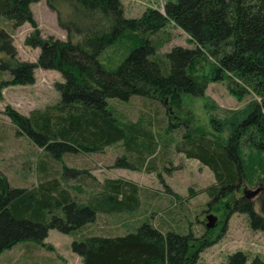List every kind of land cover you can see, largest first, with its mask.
I'll list each match as a JSON object with an SVG mask.
<instances>
[{
  "label": "trees",
  "instance_id": "obj_1",
  "mask_svg": "<svg viewBox=\"0 0 264 264\" xmlns=\"http://www.w3.org/2000/svg\"><path fill=\"white\" fill-rule=\"evenodd\" d=\"M40 1L55 13L66 41L41 38L30 11V4ZM0 18L13 29L29 24L33 31L24 43L40 49L36 64L19 62L12 37L0 29V71L10 76L0 82V100L7 86L33 84L36 67L63 78L56 85L57 103L28 116L5 109L17 134L55 161L67 154L102 153L117 143L127 148L128 156L137 157L140 166L123 156L115 168L139 171L155 157L153 120L145 121L151 131L142 119L120 123L107 109L108 99L168 100L169 107L180 110L183 94L202 97L208 84L219 81L226 82L239 102L249 94L258 98L242 109L226 111L222 119L211 116V131H185L174 151L212 172L215 183L204 193L213 202L229 199V214L247 215L252 230L264 231V204L261 216L250 200L235 198L253 176L264 184V0H169L162 12L148 8L137 19L124 18L121 0H0ZM169 24L184 32L194 48L175 47L158 55L170 37L157 42L150 38ZM113 47L124 58L115 70H108L101 56ZM210 108L215 111L216 106ZM182 114L169 116L168 131L188 122L189 114L186 119ZM61 172L62 181H74L76 192L89 189L85 200L56 178L31 188H12L0 173V255L22 242L42 245L50 230L72 234L93 224L97 214L118 215L140 206L139 187L132 182L107 179L98 184L81 170L63 166ZM201 241L190 233H162L147 219L121 236L73 241L71 251L82 264H197L207 247ZM226 264L264 260L255 257L248 263L244 253L235 252Z\"/></svg>",
  "mask_w": 264,
  "mask_h": 264
},
{
  "label": "rangeland",
  "instance_id": "obj_2",
  "mask_svg": "<svg viewBox=\"0 0 264 264\" xmlns=\"http://www.w3.org/2000/svg\"><path fill=\"white\" fill-rule=\"evenodd\" d=\"M167 1L169 0H121L124 18L137 19L148 8L162 12ZM30 11L42 39L66 41L65 31L59 28L55 13L48 9L44 1L30 4ZM0 29L12 37L19 62L37 63L40 49L28 47L24 43L25 38L33 31L29 24L13 29L9 21L0 18ZM167 36L170 41L157 52L158 55L175 47L194 48L189 37L172 24L150 39L157 42ZM120 52L119 48L113 47L102 54L101 62L106 69L115 70L118 67L124 58V53ZM9 77L8 73L0 71V82L9 80ZM62 82L60 73L36 67L33 84L7 86L1 91L0 173L12 188H31L41 180L56 178L63 187L77 194L81 193L78 197L82 200L88 197L89 189L82 188L81 192H76L73 189L77 186L74 181H62L63 166L86 172L98 184L107 179H122L139 187L140 206L138 210L118 215L97 214L93 224L72 234L65 235L50 230L42 245L22 242L4 251L0 255V264H82L81 259L71 251L73 241L89 236H121L134 231L147 219L162 233H190L195 239L202 240L207 247L199 254L197 264H226L228 256L235 252L244 253L248 263L255 257L264 260V231L252 230L247 215L229 214V199L213 202L204 193L207 187L215 183L212 172L198 161L186 159L184 155L174 151L175 144L185 131L197 127L211 131V116L222 119L226 111L242 109L252 100L258 101V98L249 94L239 102L229 93L226 82L219 81L208 84L202 97L183 94L180 110L169 107L168 100L161 102L138 96H132L126 102L106 100L107 109L120 123H134L142 119L143 127L148 128L145 121L153 120L152 131L148 129L154 136L155 157L151 161L148 159L141 170L133 171L115 168L117 160L123 156L127 157L130 164L140 166L137 157L127 155L128 150L122 143L112 145L102 153L67 154L61 161H55L26 137L17 134L15 126L5 115L6 107L28 116L33 110L53 105L60 99L56 85ZM211 105L216 106L215 111L210 108ZM181 113V118L184 119L189 114L187 124L181 123L177 129L168 131L169 116H179ZM172 122L176 124L178 121L172 119ZM151 166L154 168L152 171L146 169ZM250 180L251 184L242 183L235 198L244 197V191H255L262 187V191L250 201L255 213L263 216L261 207L264 204V184L257 182L256 176ZM208 215L216 218L214 227L210 229H206Z\"/></svg>",
  "mask_w": 264,
  "mask_h": 264
},
{
  "label": "water",
  "instance_id": "obj_3",
  "mask_svg": "<svg viewBox=\"0 0 264 264\" xmlns=\"http://www.w3.org/2000/svg\"><path fill=\"white\" fill-rule=\"evenodd\" d=\"M261 191H262V187L256 189L255 191H244V197L247 200H250L254 196H256L258 193H260ZM206 219H207L206 229L213 228L214 224H215V221H216V218L214 216H212V215H208L206 217Z\"/></svg>",
  "mask_w": 264,
  "mask_h": 264
}]
</instances>
